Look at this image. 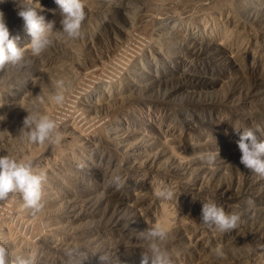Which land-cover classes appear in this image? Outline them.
<instances>
[{
  "label": "rangeland",
  "instance_id": "1",
  "mask_svg": "<svg viewBox=\"0 0 264 264\" xmlns=\"http://www.w3.org/2000/svg\"><path fill=\"white\" fill-rule=\"evenodd\" d=\"M81 2L71 39L58 5L40 0L56 21L50 44L0 67V155L30 156L47 176L39 213L18 193L0 201L8 264H141L144 231L162 210L169 264H264V177L240 163L236 143L249 129L264 140V0ZM20 3L0 0V15L23 47ZM56 80L61 106L48 99ZM25 108L56 120L59 145L21 137ZM165 184L178 199L153 195ZM204 202L238 211L237 229L200 223ZM73 245L81 255H66Z\"/></svg>",
  "mask_w": 264,
  "mask_h": 264
},
{
  "label": "clouds",
  "instance_id": "2",
  "mask_svg": "<svg viewBox=\"0 0 264 264\" xmlns=\"http://www.w3.org/2000/svg\"><path fill=\"white\" fill-rule=\"evenodd\" d=\"M60 9V28L68 38L74 39L80 34L81 22L84 19V5L81 0H54ZM42 5L40 0H21L17 15L23 20L30 42L18 47L17 38L10 33V29L2 15H0V67L17 65L24 57L26 50L33 56H39L50 44L56 21H45L40 14ZM54 92L48 97L49 102L61 106L65 101V81L53 82ZM38 100L42 103L43 101ZM23 117L21 137L29 144L56 146L61 143L56 120L45 110H28ZM240 152V163L251 172L264 177V140L258 139L255 133L243 130L236 142ZM203 161L212 166L216 154L208 153L202 156ZM46 170L36 167L30 156L0 155V201L6 200L10 194L18 193L23 200V206L31 209L33 214L42 210L43 186L46 181ZM120 176L114 175L111 180L119 186ZM153 195L161 202L178 199L176 189L171 184L157 186ZM238 211H226L215 202H204L201 208L200 223L215 228L221 233L237 229L240 222ZM171 224L169 213L162 210L161 216L149 224L144 235L147 241L141 264H169V259L162 248V242L167 238ZM217 256H223L222 249L217 246ZM66 255L73 257L81 255L79 245H73L66 250ZM101 259H104L101 256ZM0 264H8V249L0 245ZM17 264H31V258H17Z\"/></svg>",
  "mask_w": 264,
  "mask_h": 264
}]
</instances>
